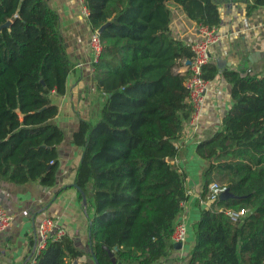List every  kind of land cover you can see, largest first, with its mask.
<instances>
[{
  "label": "trees",
  "instance_id": "16d2710c",
  "mask_svg": "<svg viewBox=\"0 0 264 264\" xmlns=\"http://www.w3.org/2000/svg\"><path fill=\"white\" fill-rule=\"evenodd\" d=\"M101 50L93 61L105 93L96 121L73 131L82 148L74 183L86 198L89 255L98 264H155L174 246L172 233L187 198L186 171L176 164L179 139L192 107L185 61L190 43L170 29V3L198 24L216 26L213 0H84ZM264 3L254 0L253 5ZM252 5V7H253ZM0 179L54 184L62 129L52 121L72 68L47 0H0ZM214 61L202 75L213 78ZM231 105L221 126L196 143L208 185H227L232 197L211 200L193 224L187 264H264V73L226 69ZM80 193V197H81ZM249 209L233 222L229 209ZM85 254L67 234L48 240L35 264H68ZM88 264V263H84Z\"/></svg>",
  "mask_w": 264,
  "mask_h": 264
},
{
  "label": "crops",
  "instance_id": "0c3cea01",
  "mask_svg": "<svg viewBox=\"0 0 264 264\" xmlns=\"http://www.w3.org/2000/svg\"><path fill=\"white\" fill-rule=\"evenodd\" d=\"M220 20L216 25L218 40L210 47V61L225 60L217 74L208 80L205 104L198 128L185 123L178 141L174 161L186 171L187 198L181 206L178 221L186 225V238L180 248L172 246L155 264H187L194 245L193 224L205 203L201 199L203 169L206 161L195 151L196 143L220 128L221 119L231 105V84L223 76L226 69L240 73H264V3L254 0H213ZM59 17V31L72 61L63 93L52 91L51 101L58 111L52 118L63 131L58 145V168L54 184L38 180L16 183L0 179V204L13 217L11 225L0 233V264H25L35 255L36 229L44 217H51L66 230L77 248L85 254L77 261L95 264L88 243V218L79 190L73 185L82 148L72 134L81 118L96 121L105 93L96 87L89 51L92 32L87 17L81 12L82 0H47ZM253 5V7H252ZM172 34L186 42L198 38V23L190 19L179 4L170 3ZM218 68V67H217ZM174 243V241L172 240ZM114 264H121L115 256Z\"/></svg>",
  "mask_w": 264,
  "mask_h": 264
},
{
  "label": "built area",
  "instance_id": "2783aa9c",
  "mask_svg": "<svg viewBox=\"0 0 264 264\" xmlns=\"http://www.w3.org/2000/svg\"><path fill=\"white\" fill-rule=\"evenodd\" d=\"M81 12L87 17L89 9L82 0ZM199 36L197 39L190 41L192 55L189 64H187L188 74L185 79V85L188 88V101L191 104L192 110L185 124L190 128H198L201 122V113L205 104L206 90L208 89V79L202 75V67L210 61V47L218 40L219 33L216 26L206 24H198ZM101 50V39L98 30H93L89 37V51L92 61L97 60ZM228 187L224 183L211 181L208 185L206 197L202 202L207 205L211 200L218 198L220 192ZM249 209H229L226 211L227 216L231 221L235 222L240 217L246 215ZM13 217L6 208L0 204V233L5 231L12 223ZM186 225L183 221H177L172 233L174 242H183L186 238ZM66 235V230L56 224L51 217H44L37 226L36 236L37 243L35 255L29 257L25 264H35L36 254L46 246L48 240L56 241ZM68 264H84L77 260H71Z\"/></svg>",
  "mask_w": 264,
  "mask_h": 264
},
{
  "label": "water",
  "instance_id": "95a60500",
  "mask_svg": "<svg viewBox=\"0 0 264 264\" xmlns=\"http://www.w3.org/2000/svg\"><path fill=\"white\" fill-rule=\"evenodd\" d=\"M8 22H9V20L5 21L3 24L0 25V28L3 27V26H5V25H7ZM103 26L104 25H102L98 29V32H101V29L103 28ZM189 62H190V59H187L185 61L186 64H189ZM225 63H226L225 60H222L220 58H217L216 59V65H217V67H218L219 70H221V68L224 66ZM74 186L79 190V192L82 195V203H83V205H86V198H85V195H84L83 191L77 185H74ZM232 196H234V194L227 188L226 190H224V191H222V192L219 193L218 198L224 199V198H228V197H232ZM180 246H181V242H174V247L175 248H180ZM109 253H110V256L112 257L113 263H115L116 259H115L114 253L111 252V251ZM93 260H94V263L95 264H98L94 258H93Z\"/></svg>",
  "mask_w": 264,
  "mask_h": 264
},
{
  "label": "rangeland",
  "instance_id": "374dc122",
  "mask_svg": "<svg viewBox=\"0 0 264 264\" xmlns=\"http://www.w3.org/2000/svg\"><path fill=\"white\" fill-rule=\"evenodd\" d=\"M92 63H93V61H92ZM210 203H208L207 205H209Z\"/></svg>",
  "mask_w": 264,
  "mask_h": 264
}]
</instances>
